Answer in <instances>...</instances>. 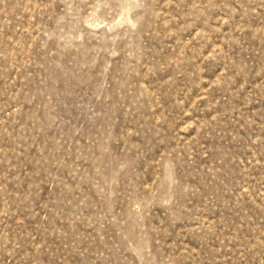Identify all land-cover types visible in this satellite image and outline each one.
Segmentation results:
<instances>
[{"label": "rangeland", "instance_id": "1", "mask_svg": "<svg viewBox=\"0 0 264 264\" xmlns=\"http://www.w3.org/2000/svg\"><path fill=\"white\" fill-rule=\"evenodd\" d=\"M0 264H264V0H0Z\"/></svg>", "mask_w": 264, "mask_h": 264}]
</instances>
